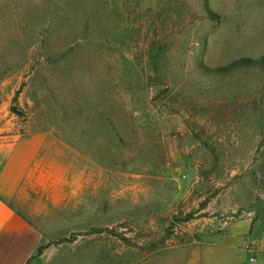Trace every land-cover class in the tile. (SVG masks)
I'll return each mask as SVG.
<instances>
[{
  "label": "rangeland",
  "instance_id": "374dc122",
  "mask_svg": "<svg viewBox=\"0 0 264 264\" xmlns=\"http://www.w3.org/2000/svg\"><path fill=\"white\" fill-rule=\"evenodd\" d=\"M261 57L264 0H0V140L45 139L30 264H264V72L203 70Z\"/></svg>",
  "mask_w": 264,
  "mask_h": 264
},
{
  "label": "crops",
  "instance_id": "0c3cea01",
  "mask_svg": "<svg viewBox=\"0 0 264 264\" xmlns=\"http://www.w3.org/2000/svg\"><path fill=\"white\" fill-rule=\"evenodd\" d=\"M44 144L40 135L0 140V264H29L43 245L40 231L24 219L14 204L26 187L40 185ZM49 251L47 248L34 260L42 261Z\"/></svg>",
  "mask_w": 264,
  "mask_h": 264
},
{
  "label": "trees",
  "instance_id": "16d2710c",
  "mask_svg": "<svg viewBox=\"0 0 264 264\" xmlns=\"http://www.w3.org/2000/svg\"><path fill=\"white\" fill-rule=\"evenodd\" d=\"M203 70L210 75L215 77H227L229 75L235 74L240 71H248V70H260L264 72V57L253 59V58H240L236 59L229 64L221 67L216 68H208L203 67ZM19 95V93H17ZM124 241L130 243L128 239ZM48 246H41L36 255L30 260L29 264L36 258L43 255L44 251L47 249Z\"/></svg>",
  "mask_w": 264,
  "mask_h": 264
}]
</instances>
